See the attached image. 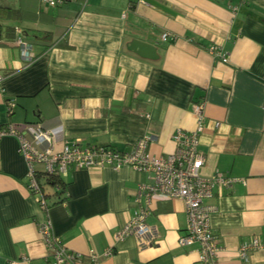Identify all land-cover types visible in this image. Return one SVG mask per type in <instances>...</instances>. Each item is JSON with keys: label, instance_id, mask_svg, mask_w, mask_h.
<instances>
[{"label": "crops", "instance_id": "crops-1", "mask_svg": "<svg viewBox=\"0 0 264 264\" xmlns=\"http://www.w3.org/2000/svg\"><path fill=\"white\" fill-rule=\"evenodd\" d=\"M0 125L39 122L59 142L104 143L129 150L147 132L149 150H174L177 127L193 129L204 100L200 174L235 178L210 221L224 249L219 264H264V247L239 254L254 235L264 241V0H0ZM32 45L22 57L15 27ZM170 32L164 40L162 34ZM49 33L51 39L43 38ZM229 55L223 61L211 48ZM17 105L7 114L5 100ZM150 112L151 118L143 113ZM220 121L219 128H214ZM28 165L14 135L0 138V264H51L38 224L47 218L76 264H200L178 243L187 225L180 198L158 199L147 217L151 235L117 238L151 174L70 168L67 199L45 211L28 186ZM99 256L92 260L90 250ZM111 249V254L105 252Z\"/></svg>", "mask_w": 264, "mask_h": 264}, {"label": "built area", "instance_id": "built-area-1", "mask_svg": "<svg viewBox=\"0 0 264 264\" xmlns=\"http://www.w3.org/2000/svg\"><path fill=\"white\" fill-rule=\"evenodd\" d=\"M50 5L57 6L64 0H44ZM145 2V0H140ZM15 43L21 47V55L31 61L35 54L32 45L23 36L22 27H15ZM162 38H171L170 32H164ZM211 51L223 61L229 60L227 53L220 52L215 47ZM2 75H0V80ZM7 114L11 115L17 105L16 99L9 96L5 100ZM205 101L195 100L192 109L196 114V126L193 129L177 127L172 135L175 143L173 151L155 154L149 150L153 139L151 132L138 138L129 150H122L111 144L90 143L82 145L78 141L59 142L57 130H49L39 122L17 123L7 121L0 125V138L14 135L19 141V152L25 157L28 165V186L33 193L42 195L43 189L39 175L41 173L56 174L64 177L70 168L102 169L111 166L120 169L130 165L133 169L151 174V182L141 181L138 184L136 208L126 223L117 230L116 237L123 238L133 234L139 238L151 235V227L147 217L152 212L158 199L180 198L185 204L187 225L178 236V243L182 246H193L200 264H219L220 252L224 246L211 226V213L216 210L215 204H209L206 199L215 191L222 193L235 178L216 171L209 177L202 176L200 169L205 161L204 153L199 149L200 136L205 129L206 114ZM146 118L151 113L146 112ZM220 121H215L214 128H219ZM41 207L45 209V199L41 196ZM39 234L50 250L51 264H76L82 254L71 250L53 232L50 219L38 224ZM264 247V241L254 235L244 241L239 247V254L247 258L250 251ZM90 257L97 260L99 254L91 249ZM105 254H111L108 249ZM10 264H18L11 261Z\"/></svg>", "mask_w": 264, "mask_h": 264}, {"label": "trees", "instance_id": "trees-1", "mask_svg": "<svg viewBox=\"0 0 264 264\" xmlns=\"http://www.w3.org/2000/svg\"><path fill=\"white\" fill-rule=\"evenodd\" d=\"M72 1L74 0H64L62 3H59L58 5L61 6ZM13 12H14L13 9H11L10 7L0 6V18L5 16L10 17V15ZM1 25L2 23L0 22V37H1ZM42 37L45 39L47 38L51 39L49 33H45ZM39 180L41 181L43 192L42 195H39L38 201L41 205V198H42L41 196L44 197L45 211H47L52 205L59 202H63L67 199L66 182L62 177L56 174L41 173L39 175ZM45 185L49 186V188L45 189L44 187Z\"/></svg>", "mask_w": 264, "mask_h": 264}, {"label": "rangeland", "instance_id": "rangeland-1", "mask_svg": "<svg viewBox=\"0 0 264 264\" xmlns=\"http://www.w3.org/2000/svg\"><path fill=\"white\" fill-rule=\"evenodd\" d=\"M44 187H45V189H48L49 188V186H47V185H45Z\"/></svg>", "mask_w": 264, "mask_h": 264}]
</instances>
